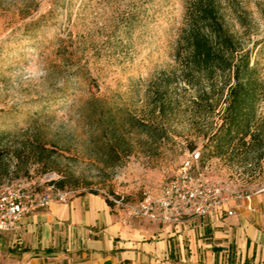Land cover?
Segmentation results:
<instances>
[{"label": "rangeland", "instance_id": "obj_1", "mask_svg": "<svg viewBox=\"0 0 264 264\" xmlns=\"http://www.w3.org/2000/svg\"><path fill=\"white\" fill-rule=\"evenodd\" d=\"M223 2L226 25L264 82V0H238L247 10L243 24ZM186 5L0 0V193L12 183L34 194L55 184L138 199L145 190L158 193L193 150L216 184L264 189V98L251 126L256 135L222 150L213 135L234 79L209 100L181 80L174 54ZM159 99L172 102L166 113L155 108Z\"/></svg>", "mask_w": 264, "mask_h": 264}, {"label": "crops", "instance_id": "obj_2", "mask_svg": "<svg viewBox=\"0 0 264 264\" xmlns=\"http://www.w3.org/2000/svg\"><path fill=\"white\" fill-rule=\"evenodd\" d=\"M0 264H264V191L165 224L72 193L0 233Z\"/></svg>", "mask_w": 264, "mask_h": 264}, {"label": "trees", "instance_id": "obj_3", "mask_svg": "<svg viewBox=\"0 0 264 264\" xmlns=\"http://www.w3.org/2000/svg\"><path fill=\"white\" fill-rule=\"evenodd\" d=\"M228 2H231L232 13L243 24L247 10L238 0ZM224 7L223 0H187L184 25L174 54L181 80L195 87L199 97L206 96L209 100V92L217 91L221 84L220 91L230 84L231 78L234 79L221 129L213 135L222 150L237 137L246 146V138L256 135L251 126L256 119L257 104L264 98V82L254 76L251 52L226 25ZM194 102L197 101L194 99ZM171 106L172 102L166 104L163 99L156 100L155 108L159 113H166ZM134 120L147 127L144 121L136 117ZM0 160H3L1 151ZM59 184L63 186L62 181Z\"/></svg>", "mask_w": 264, "mask_h": 264}, {"label": "built area", "instance_id": "obj_4", "mask_svg": "<svg viewBox=\"0 0 264 264\" xmlns=\"http://www.w3.org/2000/svg\"><path fill=\"white\" fill-rule=\"evenodd\" d=\"M200 161V152L191 151L158 193L145 190L137 200L119 193L103 194L127 217L147 218L158 224L175 223L186 216H206L230 200L251 199L252 193L229 191L205 177L200 172ZM72 193L55 184L42 194L32 193L21 183L6 185L0 193V233L15 230L24 215L48 207L54 200L66 202ZM228 214H234V210Z\"/></svg>", "mask_w": 264, "mask_h": 264}]
</instances>
